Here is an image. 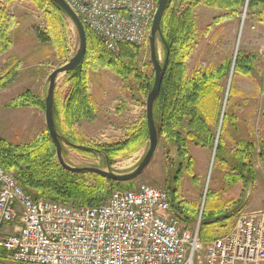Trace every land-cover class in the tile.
<instances>
[{
  "label": "rangeland",
  "instance_id": "obj_1",
  "mask_svg": "<svg viewBox=\"0 0 264 264\" xmlns=\"http://www.w3.org/2000/svg\"><path fill=\"white\" fill-rule=\"evenodd\" d=\"M158 1L154 0L156 8ZM248 1L245 0L238 15L217 24L213 23L224 15L223 11L201 5L195 9L199 33L203 35L204 29L209 25L213 27L201 38L188 62V74L223 63L231 65L219 91L220 99L211 125L216 138L221 136L224 141L223 150L217 153L216 144L210 148L188 144V154L182 157L178 146L161 135L150 166L130 188L124 187L133 190L148 185L168 191L171 199L176 198V207L187 208L190 223L183 224L190 227L203 208L208 225L204 228L202 225L201 233L204 232L207 239L230 233L242 214L264 212V21L248 18ZM0 14L11 42L10 48L0 53V102H10L7 106L13 108L14 101L25 93L45 102L49 76L69 63L79 50L73 22L49 3L40 4L35 0H0ZM36 29L49 36L50 41L42 43ZM156 46L158 59L163 64L166 58L160 37ZM241 54L252 56V64L248 71L237 72L234 66ZM150 57L148 42L140 48L136 59V70L144 77L140 81L132 77L122 80L104 69L89 72L97 114L93 121L84 120L76 126L75 135L82 143L89 146L122 143L142 129L147 97L140 85L146 77L155 80ZM71 86L66 75L59 77L55 89L57 104L63 103ZM26 108L35 109L41 116L45 132V111ZM160 124L158 119L157 125ZM2 128L10 130L11 125L6 123ZM242 141L257 143L252 162H247L250 166H242L235 157ZM148 148L149 141L107 162L103 157L85 155L64 145V157L73 167L107 170L109 166L116 174H128L143 161ZM215 148L217 158L213 159ZM82 180L88 187L99 183L92 175ZM60 203L81 205L75 200ZM15 225L11 223L12 227ZM198 264H204L203 254L199 255Z\"/></svg>",
  "mask_w": 264,
  "mask_h": 264
},
{
  "label": "built area",
  "instance_id": "obj_2",
  "mask_svg": "<svg viewBox=\"0 0 264 264\" xmlns=\"http://www.w3.org/2000/svg\"><path fill=\"white\" fill-rule=\"evenodd\" d=\"M113 56L149 42L154 0H65ZM172 210L170 193L142 185L113 190L86 207L35 201L0 167V264H264V212L239 216L234 229L209 243ZM15 223V227L11 226Z\"/></svg>",
  "mask_w": 264,
  "mask_h": 264
},
{
  "label": "trees",
  "instance_id": "obj_3",
  "mask_svg": "<svg viewBox=\"0 0 264 264\" xmlns=\"http://www.w3.org/2000/svg\"><path fill=\"white\" fill-rule=\"evenodd\" d=\"M40 4L47 2L54 9L64 14L50 0H35ZM245 0H170L162 19L161 29L162 45L165 58L169 52V64L165 74L160 95L154 106V119H160L158 128L162 129V136L172 140L177 146L179 155L186 157L188 144L197 147L210 148L217 145V153L223 150L224 141L221 136L217 139L211 129L214 115L219 102V91L222 89L226 74L231 70L230 62L220 66L197 69L194 74H188V62L199 46L203 36H207L212 25L204 29L201 35L198 30L195 9L201 5L208 8L221 10L224 15L215 19L213 24L238 15L244 6ZM248 18L264 21V0L248 1ZM38 39L48 43L50 37L36 29ZM88 48L82 64L73 72L66 75L71 88L67 92L63 103L54 106V119L56 128L61 136L70 142L100 151H82L68 146L72 150L92 157H103L109 161L119 156L120 153L133 152L149 141V131L146 116L143 127L134 133L128 140L117 144L101 146L85 145L75 135L76 126L84 120L93 121L96 118L97 107L91 97L90 71L104 69L119 76L122 80L132 77L142 80L144 77L136 70V59L140 48L124 44L118 57L108 52L94 34L86 28ZM8 28L4 25L0 14V53L10 48ZM252 56L241 54L235 63V71H248L252 64ZM250 65V66H249ZM227 66V67H226ZM142 81L144 86L140 89L148 98L154 84L153 78L146 77ZM16 107H33L45 111V102L35 98L30 93L19 96L14 101ZM225 118V117H224ZM134 131V129H133ZM240 149L235 157L242 166H250L253 153L257 148L255 141L240 142ZM65 156V150L63 147ZM217 155V154H216ZM217 156L215 157V159ZM0 167L12 172L21 186L33 197L35 201L52 200L59 202L80 201L86 207L98 206L109 198L111 189L125 191L131 183L120 184L106 180L94 174H74L65 171L59 164L55 145L46 129L34 140L27 144L19 145L0 139ZM247 176V172L243 173ZM92 175L99 180L98 185L88 187L83 177ZM172 210L175 216L183 223H190L186 217L189 213L183 205H175L173 197ZM187 212V213H186ZM186 217V218H185ZM205 211L203 212L202 225L207 226ZM201 225V229H202ZM204 234V235H203ZM200 230L203 242L209 243L214 239H207Z\"/></svg>",
  "mask_w": 264,
  "mask_h": 264
},
{
  "label": "water",
  "instance_id": "obj_4",
  "mask_svg": "<svg viewBox=\"0 0 264 264\" xmlns=\"http://www.w3.org/2000/svg\"><path fill=\"white\" fill-rule=\"evenodd\" d=\"M50 1L55 6H57L73 22L79 37V50L77 54L69 61V63L54 70L52 74L49 76V86H48L47 97L45 100L46 128L55 145L59 164L65 171L74 174H94L106 180L120 184H127L134 182L140 176H142L144 172L147 170V168L150 166L156 154L160 141V136L162 133V129L158 128V126L155 123L154 106H155V102L157 101L160 95L163 80L168 69L169 52L166 56L164 63L161 64L158 59L156 43L158 37H160L161 39L163 38L161 23L170 0L158 1L157 12L153 21L151 35L149 39L150 50H151V57H150L151 64L155 72L154 85L151 92L148 95L147 104H146V121L149 131V148L145 158L139 164V166H137L135 170H133L128 174H116L110 169L109 166L107 170L93 168V167H85V168L73 167L67 163L64 157V153H63L64 145L82 151H92L97 154H99L100 151L70 142L69 140L61 136L56 128L55 119H54V106H55V89H56L57 81L61 75H67L75 71L82 64L87 53L88 42H87L85 26L83 25L78 15L65 2V0H50ZM215 153H216V148L214 149L213 159L215 157ZM106 160L108 162L107 158Z\"/></svg>",
  "mask_w": 264,
  "mask_h": 264
},
{
  "label": "crops",
  "instance_id": "obj_5",
  "mask_svg": "<svg viewBox=\"0 0 264 264\" xmlns=\"http://www.w3.org/2000/svg\"><path fill=\"white\" fill-rule=\"evenodd\" d=\"M7 105L10 102H0V139L13 144H27L43 132V120L35 109L16 106L10 108ZM6 123L11 125L10 130L2 128ZM44 125L46 126L45 119Z\"/></svg>",
  "mask_w": 264,
  "mask_h": 264
}]
</instances>
